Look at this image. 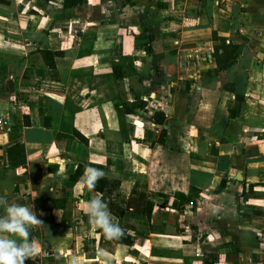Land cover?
<instances>
[{
    "label": "crops",
    "instance_id": "0c3cea01",
    "mask_svg": "<svg viewBox=\"0 0 264 264\" xmlns=\"http://www.w3.org/2000/svg\"><path fill=\"white\" fill-rule=\"evenodd\" d=\"M67 1L0 0V200L42 221L24 264H264V0ZM96 196L131 243L88 222Z\"/></svg>",
    "mask_w": 264,
    "mask_h": 264
},
{
    "label": "clouds",
    "instance_id": "9594fccd",
    "mask_svg": "<svg viewBox=\"0 0 264 264\" xmlns=\"http://www.w3.org/2000/svg\"><path fill=\"white\" fill-rule=\"evenodd\" d=\"M104 177V172L94 167H85L81 183L88 190L95 188L97 180ZM4 206V214L0 215V264H24L26 259L35 254V248L29 238L31 227L41 225L31 205L11 203ZM83 212L91 225L99 228L105 238H118L122 229L110 218L105 201L96 196L84 204Z\"/></svg>",
    "mask_w": 264,
    "mask_h": 264
},
{
    "label": "trees",
    "instance_id": "16d2710c",
    "mask_svg": "<svg viewBox=\"0 0 264 264\" xmlns=\"http://www.w3.org/2000/svg\"><path fill=\"white\" fill-rule=\"evenodd\" d=\"M76 3H77V0H69L65 2L64 4L66 7H68V6L75 5ZM112 70H113L114 77L119 78L122 76L120 73V67L114 65ZM145 105H146L145 102L142 100H136L133 103H128L125 101L121 104V108L119 109V112L131 113L135 109L144 110ZM151 120L157 125L163 124V122L165 121V115L160 111L154 110L153 112H151ZM165 136H166V131L164 129H161L157 137V142L164 145ZM7 151H8L7 155H8V161H9L10 167H17V166H22L25 164V153H24V148L21 144L16 143L10 148H8ZM224 184L225 183L223 179L220 183V187H223ZM116 187H117V183L115 181L110 180L106 177H103L97 180L95 188H94L98 192L102 193L108 199V208L111 213L113 211L112 204H114V202L122 200V195L118 193L117 191H115ZM177 197L180 198L181 200L187 198L186 196L182 194H177ZM121 213L122 211H120L118 215H121ZM112 240L122 241V242L125 241L127 243H131L129 239H125L124 232H122V234L118 238H112Z\"/></svg>",
    "mask_w": 264,
    "mask_h": 264
}]
</instances>
